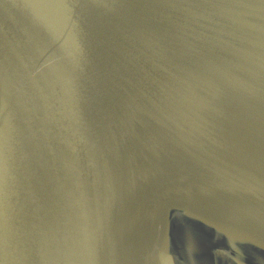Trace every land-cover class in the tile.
<instances>
[{"label": "water", "instance_id": "95a60500", "mask_svg": "<svg viewBox=\"0 0 264 264\" xmlns=\"http://www.w3.org/2000/svg\"><path fill=\"white\" fill-rule=\"evenodd\" d=\"M0 264H264V0H0Z\"/></svg>", "mask_w": 264, "mask_h": 264}]
</instances>
